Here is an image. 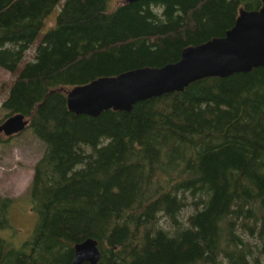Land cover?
Instances as JSON below:
<instances>
[{
    "label": "trees",
    "instance_id": "obj_1",
    "mask_svg": "<svg viewBox=\"0 0 264 264\" xmlns=\"http://www.w3.org/2000/svg\"><path fill=\"white\" fill-rule=\"evenodd\" d=\"M59 1L0 0L1 68L16 70ZM112 3L64 0L2 103L0 123L24 115L45 150L27 193L37 222L19 247L0 237V264H69L88 237L97 264H262L264 67L205 77L129 112L76 115L66 102L77 85L177 61L261 0ZM15 201L0 195V229Z\"/></svg>",
    "mask_w": 264,
    "mask_h": 264
},
{
    "label": "water",
    "instance_id": "obj_2",
    "mask_svg": "<svg viewBox=\"0 0 264 264\" xmlns=\"http://www.w3.org/2000/svg\"><path fill=\"white\" fill-rule=\"evenodd\" d=\"M256 67H264V0L258 9H240L234 25L223 36L185 47L177 61L161 67L135 68L77 85L67 91L66 102L68 110L76 115L97 117L107 109L129 112L139 101L183 91L193 81L224 78ZM27 125L28 119L16 113L0 123V134L10 137ZM99 259L97 241L88 237L74 245L69 264H97Z\"/></svg>",
    "mask_w": 264,
    "mask_h": 264
},
{
    "label": "rangeland",
    "instance_id": "obj_3",
    "mask_svg": "<svg viewBox=\"0 0 264 264\" xmlns=\"http://www.w3.org/2000/svg\"><path fill=\"white\" fill-rule=\"evenodd\" d=\"M120 1L113 0L112 6ZM63 2L64 0H60L46 16L43 28L25 51L16 70L10 73L0 67V120L6 114L2 103L9 96L10 86L24 64L34 59L42 34L55 25L56 15ZM44 150L45 144L30 126H26L16 136L8 138L2 135L0 137V195L16 199L8 209L9 226L0 229V237L14 247H19L30 237L37 222V212L33 209L27 193L33 176V167L43 155ZM190 212L191 207L183 208L179 214L180 219L185 221ZM160 224L168 227L167 219L161 218ZM260 262L264 264L263 257H260Z\"/></svg>",
    "mask_w": 264,
    "mask_h": 264
}]
</instances>
